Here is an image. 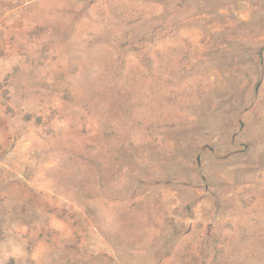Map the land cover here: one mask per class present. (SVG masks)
I'll list each match as a JSON object with an SVG mask.
<instances>
[{"label":"rangeland","instance_id":"obj_1","mask_svg":"<svg viewBox=\"0 0 264 264\" xmlns=\"http://www.w3.org/2000/svg\"><path fill=\"white\" fill-rule=\"evenodd\" d=\"M0 264H264V0H0Z\"/></svg>","mask_w":264,"mask_h":264}]
</instances>
